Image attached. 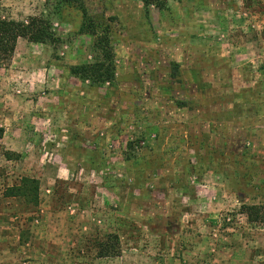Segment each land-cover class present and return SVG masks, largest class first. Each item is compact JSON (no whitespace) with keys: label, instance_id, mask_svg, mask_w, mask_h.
Masks as SVG:
<instances>
[{"label":"rangeland","instance_id":"1","mask_svg":"<svg viewBox=\"0 0 264 264\" xmlns=\"http://www.w3.org/2000/svg\"><path fill=\"white\" fill-rule=\"evenodd\" d=\"M32 16L58 41L16 58L37 57L50 108L0 139V264H264L240 213L264 204V0H0ZM88 20L112 83L70 74L96 58Z\"/></svg>","mask_w":264,"mask_h":264},{"label":"trees","instance_id":"2","mask_svg":"<svg viewBox=\"0 0 264 264\" xmlns=\"http://www.w3.org/2000/svg\"><path fill=\"white\" fill-rule=\"evenodd\" d=\"M177 1V0H175ZM143 7L156 6L161 8L165 4V0H141ZM86 19L85 14L83 15ZM82 32L90 34L93 40V48L96 58L92 63L74 65L70 68V74L83 80L91 81L92 84L112 83L115 79V55L111 45L108 28H103L100 32L93 21L82 24ZM18 38L26 39L32 43L51 45L58 41L52 30L49 20L42 17L32 16L27 21H15L0 17V60H10ZM2 130H0V137ZM7 159H11L8 154ZM27 181V180H26ZM27 182L23 183V187L10 188L7 195L9 196H25V187ZM35 197V196H34ZM33 197V198H34ZM36 198L35 203L36 204ZM240 213L246 216L248 223L264 224V204H241ZM109 250V249H108ZM106 251L105 255L112 254ZM112 251V250H111Z\"/></svg>","mask_w":264,"mask_h":264},{"label":"crops","instance_id":"3","mask_svg":"<svg viewBox=\"0 0 264 264\" xmlns=\"http://www.w3.org/2000/svg\"><path fill=\"white\" fill-rule=\"evenodd\" d=\"M36 45L38 43L18 38L10 59V65L0 67V95L9 97L11 100L7 102L0 97V129L2 130L0 139L10 140L11 142L21 139L24 132L19 126L24 120H18L17 118L27 117L25 113L28 110L34 111L31 118L25 119V123L27 121L30 124L36 123V120L40 117L39 110L43 107H49L45 103H42L44 106L41 104L40 74L44 68L36 65L37 57L30 54L27 60L26 58L22 60L16 58L26 56L25 51L28 49L33 51L31 47ZM32 65L34 67L28 70ZM18 91L19 93H16ZM43 95L47 96V93ZM40 120L45 122L44 124L49 123V120L46 121L44 118ZM10 151L14 150L11 148Z\"/></svg>","mask_w":264,"mask_h":264}]
</instances>
